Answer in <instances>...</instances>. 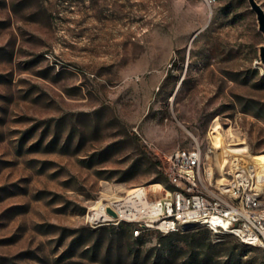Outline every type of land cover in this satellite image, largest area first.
Instances as JSON below:
<instances>
[{
    "label": "rangeland",
    "instance_id": "obj_1",
    "mask_svg": "<svg viewBox=\"0 0 264 264\" xmlns=\"http://www.w3.org/2000/svg\"><path fill=\"white\" fill-rule=\"evenodd\" d=\"M262 48L250 0H0V264H264L203 225L90 220L165 196L177 150L218 184L263 163Z\"/></svg>",
    "mask_w": 264,
    "mask_h": 264
},
{
    "label": "built area",
    "instance_id": "obj_2",
    "mask_svg": "<svg viewBox=\"0 0 264 264\" xmlns=\"http://www.w3.org/2000/svg\"><path fill=\"white\" fill-rule=\"evenodd\" d=\"M254 172L250 163L236 161L230 165L226 172L229 180L219 184L224 186L222 194L233 196V205H226L224 201H217V194L209 193V185L218 183L212 172H204L200 148L177 150L165 162V174L172 179L175 198H168L166 194L158 197L157 188L163 190L160 185L153 186V192L145 187L137 188L131 197L101 202L99 208L93 209L91 225L98 222L116 225L121 223V217H130V224L137 226L135 237L136 230H144V225L168 235L188 228V225L164 223L168 211H179L181 216L209 215V222H203L205 227L206 223H212V217H223L228 229L242 234L244 241L252 242L254 247L264 248V216L255 215V208L264 207V202L250 197V189L255 187ZM194 176L203 177L205 190L194 188Z\"/></svg>",
    "mask_w": 264,
    "mask_h": 264
},
{
    "label": "bare ground",
    "instance_id": "obj_3",
    "mask_svg": "<svg viewBox=\"0 0 264 264\" xmlns=\"http://www.w3.org/2000/svg\"><path fill=\"white\" fill-rule=\"evenodd\" d=\"M252 162V161H251ZM250 164L255 169L254 183L255 187L250 189V197L256 202H264V162L259 165L255 162ZM166 175V174H165ZM171 189L166 191L168 198H175V189L172 188V179L166 175ZM194 188L196 190H205V182L202 176H194ZM209 193L217 194V201H224L226 205H233V196L224 193V186L219 184H210ZM255 215L264 216V207L255 208ZM130 221V217H123ZM93 221V212L90 215ZM174 223L177 225H188V228L195 225H203V222H209V215L202 217L181 216L179 211H168V215H164V223ZM104 223V222H98ZM206 227L211 231H217L218 234L234 236L246 245L253 246L252 242L244 241V236L240 233H234V230L228 229L223 217H212V223H206ZM156 231L151 225H144V230H136V237H140L143 232ZM254 247V246H253Z\"/></svg>",
    "mask_w": 264,
    "mask_h": 264
},
{
    "label": "water",
    "instance_id": "obj_4",
    "mask_svg": "<svg viewBox=\"0 0 264 264\" xmlns=\"http://www.w3.org/2000/svg\"><path fill=\"white\" fill-rule=\"evenodd\" d=\"M250 4L254 12L257 14L260 31L264 34V10L255 0H250ZM261 60L264 63V48L261 50ZM109 212L112 213L111 210Z\"/></svg>",
    "mask_w": 264,
    "mask_h": 264
},
{
    "label": "trees",
    "instance_id": "obj_5",
    "mask_svg": "<svg viewBox=\"0 0 264 264\" xmlns=\"http://www.w3.org/2000/svg\"><path fill=\"white\" fill-rule=\"evenodd\" d=\"M166 176V175H165ZM166 179H167V177H166ZM167 181H168V179H167Z\"/></svg>",
    "mask_w": 264,
    "mask_h": 264
}]
</instances>
